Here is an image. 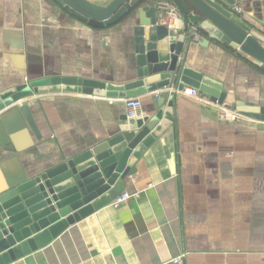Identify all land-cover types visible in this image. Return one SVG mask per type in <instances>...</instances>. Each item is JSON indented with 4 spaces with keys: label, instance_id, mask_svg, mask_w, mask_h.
<instances>
[{
    "label": "crops",
    "instance_id": "1",
    "mask_svg": "<svg viewBox=\"0 0 264 264\" xmlns=\"http://www.w3.org/2000/svg\"><path fill=\"white\" fill-rule=\"evenodd\" d=\"M232 8L264 34V0H235ZM132 24L126 18L94 28L54 0H0V95L55 77L84 82L74 88L40 83L18 102L29 105L40 139L18 113L8 115L16 103L0 108V186L110 138L126 114V98H141V117L155 111V96L168 88L109 94L97 87L133 78ZM173 25L188 26L182 12ZM188 29L199 39L189 45L187 65L236 99L264 105L262 69ZM218 105L201 93H177L172 127L123 177L118 195L130 197L10 264H264V123L224 119Z\"/></svg>",
    "mask_w": 264,
    "mask_h": 264
},
{
    "label": "water",
    "instance_id": "2",
    "mask_svg": "<svg viewBox=\"0 0 264 264\" xmlns=\"http://www.w3.org/2000/svg\"><path fill=\"white\" fill-rule=\"evenodd\" d=\"M54 1L90 27L103 28L126 18L133 21L134 76L120 85H99V89L109 94H139L163 88H192L220 105H233L231 108L244 117L264 122V105L236 99L221 82L186 63L193 39L188 28L192 27L204 35V42L211 39L224 45L264 71V34L238 16L232 8L235 0H175L188 24L182 29L160 23L156 0ZM40 83L74 88L84 82L74 77H55L20 85L0 95V108L16 103L15 112L8 115L18 113L37 139L41 135L29 105L18 102ZM176 94L158 93L151 115H122L118 130L110 138L71 158L32 176L8 178L0 186V264H10L46 246L68 226L110 204L124 188L123 177L129 166L172 127ZM8 120L2 118L11 134Z\"/></svg>",
    "mask_w": 264,
    "mask_h": 264
},
{
    "label": "built area",
    "instance_id": "3",
    "mask_svg": "<svg viewBox=\"0 0 264 264\" xmlns=\"http://www.w3.org/2000/svg\"><path fill=\"white\" fill-rule=\"evenodd\" d=\"M155 7L159 11L160 15V23L162 25L175 28L173 23L174 21L181 19V12L178 6L172 0H156ZM193 37L195 39H199V34L197 31H193ZM169 91H176L179 94L194 96L198 94V91L192 88H184L182 90H174L173 88H168ZM124 104L126 107V116L129 118H139L142 116L141 111V98L140 97H130L124 100ZM221 113V117L228 120H236L240 117H244L240 115L235 109L227 108L225 105H218ZM264 123V122H263ZM130 197V194L127 192H123L120 195L116 196L111 204L114 206H118L120 203L125 201ZM181 260V255L172 259L173 262L177 263Z\"/></svg>",
    "mask_w": 264,
    "mask_h": 264
},
{
    "label": "trees",
    "instance_id": "4",
    "mask_svg": "<svg viewBox=\"0 0 264 264\" xmlns=\"http://www.w3.org/2000/svg\"><path fill=\"white\" fill-rule=\"evenodd\" d=\"M177 6H178V4H177V2L175 1V0H172ZM178 8H179V6H178ZM263 71V70H262ZM264 72V71H263Z\"/></svg>",
    "mask_w": 264,
    "mask_h": 264
}]
</instances>
